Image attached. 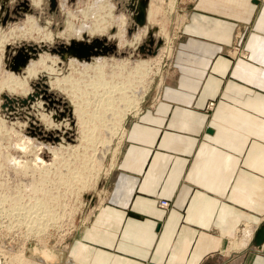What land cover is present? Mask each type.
Returning a JSON list of instances; mask_svg holds the SVG:
<instances>
[{
	"label": "crops",
	"instance_id": "obj_1",
	"mask_svg": "<svg viewBox=\"0 0 264 264\" xmlns=\"http://www.w3.org/2000/svg\"><path fill=\"white\" fill-rule=\"evenodd\" d=\"M179 31L160 91L153 82L127 122L104 201L73 233L76 264H232L228 240L264 220V0H193ZM237 37L246 58L225 52ZM263 245L236 264H264Z\"/></svg>",
	"mask_w": 264,
	"mask_h": 264
},
{
	"label": "rangeland",
	"instance_id": "obj_2",
	"mask_svg": "<svg viewBox=\"0 0 264 264\" xmlns=\"http://www.w3.org/2000/svg\"><path fill=\"white\" fill-rule=\"evenodd\" d=\"M21 1L23 0H8L4 5L6 10L4 9L0 13V33L5 32L8 25L12 26L14 23L15 25L21 24L26 15L32 14L37 18V21H39L40 27L47 28L48 26L47 29L50 31H57L63 26L64 16L58 4L55 12L51 14L49 13L47 0L42 1L41 10H34V8L30 6V0H27V11L22 10L23 7L20 5ZM67 1L69 8L73 9L76 0ZM171 1L172 3L174 2L172 7L170 6ZM192 1L193 0H158L160 9L157 11V18L158 15H160L162 16V20L157 24L153 23L156 30L153 32L154 44L150 50L144 44L145 39L139 43L136 49L128 46L118 47L117 41L111 39L109 42L106 41V44L108 46L111 44L115 45L114 51L98 56L114 57L115 59L128 58L129 60H151V66L143 77L145 81L143 85L146 91H149L153 82H155L156 86L160 75L167 76V72L171 67L172 59L170 58L172 54L167 55L164 51L161 53L158 51L161 46L165 48V46L167 47L170 45L173 46V50L177 46L178 42L181 40V37L178 36L180 34L181 22H183L184 16L188 12V7L192 4ZM109 2L115 7H117V4L122 6L121 2L115 0H109ZM17 7L20 9L17 11L18 15L14 14V10L16 11ZM122 12L121 8L117 9V14L124 15ZM124 16L128 18L126 15ZM47 22L50 24H46ZM159 23H163L167 38L159 33ZM127 27H129V24ZM94 38L102 37L95 36ZM125 38L129 39L126 33ZM91 40L92 39H90V41ZM158 40L161 41L160 46L156 49L154 54H149L148 51L152 52L155 49V44ZM230 43V48L228 47L225 51L228 55L232 57L233 55L230 53L232 51L231 47H237L240 50L236 52L233 58L247 57L243 56V53H247L240 47L242 44L240 37H237L236 41ZM60 44L67 45L69 43L64 40L55 41L50 45V50L57 49ZM28 46L36 49L38 47V50L42 49L34 40H27L26 37L22 36H18L6 42L2 56L3 59H1L0 62V77L4 72H13L20 75L28 62L38 57L41 52L37 50V52L33 54L27 49ZM142 46V52H139L138 49ZM22 48L28 53L29 58L25 66L20 67L19 71L14 72L11 70L10 66L14 64V59ZM49 53L57 56L60 61L65 63L64 59H61L57 53H52L50 51ZM98 56H92L90 59ZM68 57L71 58L73 56L68 55L66 59H68ZM41 79L47 86L48 82L45 78L38 77L30 80L32 87L31 95L37 92L40 96L34 97V100L28 101L26 105H22L18 101V99H25L26 97L19 95L9 96L4 91L0 92V264H19V261L20 264H31V262H34V264H76L68 255V247L72 242L73 233L88 222L93 213L98 209V201L101 198L104 201L103 197L105 194H103L100 199H98L97 196L99 192L101 194L102 188L106 190L104 181L112 171L107 172V170L111 163L113 149L118 145L120 139L119 136H115L111 143L108 142L105 144H102L99 140L96 142L89 140L90 124L86 123L82 127L76 124L77 120L72 114L73 106H71V103L61 91L58 89L55 90L54 88L49 90L47 86V94H43V96L46 97H41L42 94L38 92L41 87H36V84L41 83ZM4 96L10 99L16 98L17 100L16 102L10 103ZM36 99L41 102V112L46 114L53 113L52 117L56 119L55 122L62 120L69 121L71 129L67 131L46 129L41 122H36V111L33 108V102H35ZM214 105L215 101H211L208 103L207 107L212 106L208 108L211 110ZM91 109L92 107L88 108V110ZM130 114L132 113L127 115L128 118L126 117L127 122L131 118ZM88 117L89 115L87 118ZM81 129L82 134L79 132ZM104 138L105 140L106 138L109 139L108 135H105ZM62 139L71 146L74 145V147L59 150L57 145ZM83 139L84 141H82ZM54 148L58 149L55 153L52 150ZM106 148L108 149L105 158L99 161V151H101V149L105 150ZM35 155L39 157V159L36 160V158H34ZM23 159L25 160L23 161ZM15 161H17L18 164L13 163ZM96 175L97 179L94 181V176ZM78 176H83L84 179L82 180L90 179L84 191L79 188L80 184L78 183L82 180L79 179ZM104 193H106V191ZM169 207L170 203L166 206V209ZM263 222L264 220L260 224ZM44 223L47 226H45ZM35 224L39 226L42 224L43 228L45 227L46 230L41 228L42 225L39 228V226ZM260 224L256 226V228H258ZM32 227L36 228L33 229ZM238 232L235 233V236L240 235ZM235 236H232L228 240L222 252V255L230 259L231 262L236 258V253L230 249V244ZM248 248L257 247L249 245ZM44 255L46 257H44ZM11 257L13 259H11ZM227 264H229V262Z\"/></svg>",
	"mask_w": 264,
	"mask_h": 264
},
{
	"label": "bare ground",
	"instance_id": "obj_3",
	"mask_svg": "<svg viewBox=\"0 0 264 264\" xmlns=\"http://www.w3.org/2000/svg\"><path fill=\"white\" fill-rule=\"evenodd\" d=\"M42 1L43 0H30V6H32L34 10H41ZM55 1L60 6V10L64 16L63 26L58 30L56 29L57 31H50L49 29H47L48 26L47 28L40 27L38 23L39 21H37V18H35L32 14L26 15L24 21L21 22V24L15 25L14 23V25L12 26L8 25V28H6L7 30H4L5 32L0 33V62L1 59H3L2 56L6 42L18 36L26 37L27 40H34V42L39 44V46H41L43 49V51H41L37 58L33 60L31 59L28 62V64L20 75H17L13 72L2 73V76L0 77V92L4 91L9 96L19 95L22 97H27L30 96L32 93L30 80L38 77L45 78V80H47L48 82L47 86L49 87V90L53 88L55 90L58 89L69 100L71 106H73L72 114L77 120L76 124H78L80 127H82L86 123L90 124V136L88 137L89 140H91L92 142H96L97 140H99V142L105 144L108 142L111 143L115 136H119L120 139L118 141V145L114 147L112 152V157L110 161L111 163L109 164L110 166L107 170V172H109L114 168L116 155L118 154L119 148L121 146L125 134L127 122L126 120L128 118L127 115L129 113H132L130 114L131 117L137 115L140 112L141 104L144 101L145 96L147 95L146 93L148 91H146L143 85V82H145L143 80V77L146 75L147 70L150 68L152 61L149 59H115L114 57H99L97 55L98 57H94L92 59L89 58L90 60L88 61L82 59L77 60L76 58L68 57V59L64 58V63L63 61H60L57 56L51 55L49 53L50 45L53 42L60 40H64L67 43L82 42L84 44H89V42H91L95 36H100L108 42L111 39H115L117 41L118 47L128 46L136 49L143 39L146 40L148 38V30L154 27L153 23L157 24L162 20V16L160 15H158L157 18V11L160 9V6L158 5V0H149L146 15L147 24L144 27L133 31L129 37L127 36L129 39H126L125 33H127V29L130 27L129 19L124 16L125 14H117V9L119 8L111 4L109 0H73L75 1V7L73 9L69 8L67 0ZM173 3L171 1V7ZM5 4L6 1L0 0V13L4 10V8L1 9V7H5ZM48 23L49 22H47L46 24ZM128 24L129 27H127ZM112 29L113 32L111 31ZM159 31V33H161L165 38H167V33L165 32L163 23H159ZM90 39L92 40L90 41ZM239 50L240 49H238L237 47H232V51L230 53L231 55H233V57H235L236 52H239ZM162 51H164L167 55L172 54L170 58L172 59L174 52L173 46L168 45L167 47L165 46V48L161 46L158 52L161 53ZM243 56L246 57V54L243 53ZM164 76L165 75H160L157 81L155 87L156 90L158 89V91H160L159 89L161 88V85L163 83ZM89 107H92V109L88 110ZM33 108L36 111V122H41L46 129H55L60 131H67L71 129V124L69 121L62 120L59 122H55L56 119L52 117L53 113L46 114L41 112L40 109L42 107L40 100L36 99L35 102H33ZM87 114L89 115L88 118ZM79 132H81L82 134V129L79 130ZM105 135H108L109 139L106 138L105 140ZM84 139L82 141H84ZM71 147H74V145L71 146L69 143H66L64 139L60 140L57 145V148L59 150H65ZM58 149L54 148L52 150L55 153ZM107 149L108 148H106L105 150L101 149V151H99V161L105 158ZM34 158H36V160L39 159V157H37L36 155ZM24 160L25 159H23V161ZM13 163L18 164L17 161ZM94 177L95 181V179H97V175ZM78 178L81 180L84 179L83 176H78ZM88 181L90 182V179L82 180L80 183H78L80 184L79 188L83 189L84 191L86 185H88L89 183ZM103 192L104 188H102L101 194L99 192V195L97 196L98 199L101 198ZM101 199L98 201V206L101 203ZM168 204L169 203H164L163 205H161V208L166 209V206H168ZM44 225L47 226L45 223ZM41 228H43V225ZM255 228L250 225H243V227L238 230V234L240 235H236L237 237L235 236V234L233 235L235 236V238L230 244V249H232L234 253H236L237 257L241 255L245 251V249L248 248L249 245H253L252 238L255 233ZM43 229H45V227ZM43 229L41 230L44 231ZM44 257L46 256L44 255ZM11 259L13 258L11 257ZM235 259H233L234 262H232V264H236ZM31 264H34V262H31Z\"/></svg>",
	"mask_w": 264,
	"mask_h": 264
},
{
	"label": "water",
	"instance_id": "obj_4",
	"mask_svg": "<svg viewBox=\"0 0 264 264\" xmlns=\"http://www.w3.org/2000/svg\"><path fill=\"white\" fill-rule=\"evenodd\" d=\"M7 2V0H4ZM122 3V6L120 4H117V8H121L123 13L128 17L130 27L127 29V36L129 37L133 31H136L137 29H140L144 27L147 24V7L149 0H115ZM20 5L23 7V11H27L28 9V1L23 0L20 2ZM19 5V6H20ZM57 6V2L55 0H48V7H49V13L55 12ZM6 9L5 7H1V9ZM20 10L19 7L16 8V11L14 10V14L18 15L17 11ZM29 12V11H28ZM155 27H152L148 30V38L145 40L144 44L151 49L154 44L153 40V32L155 31ZM113 32V29L111 30ZM106 40L104 38L102 39H93L89 44H84L82 42H70L67 45L60 44L57 49H51L50 52L57 53L61 59L66 58V56L70 55L73 56L79 60L84 59L88 60L92 56L97 55H104L107 53H111L115 49V45H106ZM143 44V45H144ZM161 41L158 40L155 44V49L151 52L148 51L149 54H154L156 49L160 46ZM142 47H140L138 50L139 52H142ZM27 49L35 54L38 50V48H34L31 46H28ZM23 51V52H21ZM21 51L18 52L17 57L14 59V64L10 66L11 70L14 72L19 71L20 67L26 65V61L29 58L28 53L24 51L22 48ZM38 51H42V49H39ZM40 84H36V87H41L38 92L42 94L41 97L45 98L46 96H43V94H47L46 90V83L43 82V80H40ZM43 87V88H42ZM39 93H34L30 96H27L25 99H18L19 103L22 105H26L28 101L34 100V97H38ZM4 98L8 102H16V98H8L7 96H4ZM264 242V222L260 224V226L256 229L254 236L252 238V244L260 248L261 245Z\"/></svg>",
	"mask_w": 264,
	"mask_h": 264
},
{
	"label": "built area",
	"instance_id": "obj_5",
	"mask_svg": "<svg viewBox=\"0 0 264 264\" xmlns=\"http://www.w3.org/2000/svg\"><path fill=\"white\" fill-rule=\"evenodd\" d=\"M164 201L165 200H161V201L158 202L159 207H162L161 205H163L164 203H167L166 201L165 202Z\"/></svg>",
	"mask_w": 264,
	"mask_h": 264
}]
</instances>
